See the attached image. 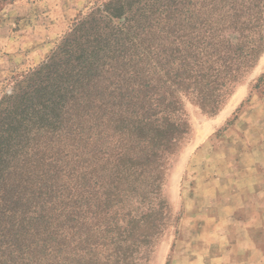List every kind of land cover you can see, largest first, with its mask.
<instances>
[{
	"label": "trees",
	"instance_id": "obj_1",
	"mask_svg": "<svg viewBox=\"0 0 264 264\" xmlns=\"http://www.w3.org/2000/svg\"><path fill=\"white\" fill-rule=\"evenodd\" d=\"M256 2L105 0L31 73L44 81L17 82L0 101V264H43L65 156L106 207L156 188L189 132L182 96L216 114L226 83L263 50Z\"/></svg>",
	"mask_w": 264,
	"mask_h": 264
},
{
	"label": "rangeland",
	"instance_id": "obj_2",
	"mask_svg": "<svg viewBox=\"0 0 264 264\" xmlns=\"http://www.w3.org/2000/svg\"><path fill=\"white\" fill-rule=\"evenodd\" d=\"M104 1L1 3L0 101L18 81H44L31 73ZM254 1L263 11L255 16L263 20L264 0ZM223 95L214 115L182 96L189 132L163 157L156 188L142 184L117 194L109 207L100 191L84 195L83 170L72 172L74 156L59 159L61 202L53 199L47 212L46 242L38 247L43 264H241L236 258L249 255L264 264V215L253 206L262 201L244 195L256 173L264 176V48L252 66L226 83ZM239 239L255 244L247 250L237 245Z\"/></svg>",
	"mask_w": 264,
	"mask_h": 264
},
{
	"label": "crops",
	"instance_id": "obj_3",
	"mask_svg": "<svg viewBox=\"0 0 264 264\" xmlns=\"http://www.w3.org/2000/svg\"><path fill=\"white\" fill-rule=\"evenodd\" d=\"M256 174H257L256 175L257 177L255 176V179L253 180L251 187H249V190L247 189L248 192H250V193H248L247 190H243V191H241V193L243 194V193L247 192V194L245 193L244 195L253 196L255 198L259 197V199H261V201H262V204L261 205H253L254 206V211L255 212L257 211V213L259 215L261 213H263V215H264V208L259 210V207L262 208V206L264 205V176H263V174H259V175H258V173H256ZM243 205H245L244 202L242 203V206ZM249 210H252V205H249L248 208L246 207V212L247 213L249 212ZM254 214H256V213H254ZM236 243L239 246L245 245V249L248 248L247 250H251V248L255 244L252 241L249 242L247 239H245V240L244 239H239V240L236 241ZM247 250L244 251V252H247ZM236 260L241 262V264H256L257 263V259L253 258V255L252 256H250V255L249 256H243L240 259L236 258Z\"/></svg>",
	"mask_w": 264,
	"mask_h": 264
}]
</instances>
